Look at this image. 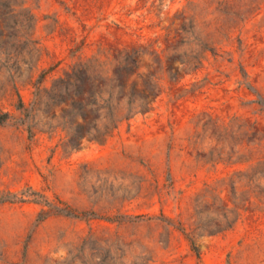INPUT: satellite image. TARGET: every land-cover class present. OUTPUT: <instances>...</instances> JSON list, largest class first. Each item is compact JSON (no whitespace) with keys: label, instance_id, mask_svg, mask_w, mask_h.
<instances>
[{"label":"rangeland","instance_id":"obj_1","mask_svg":"<svg viewBox=\"0 0 264 264\" xmlns=\"http://www.w3.org/2000/svg\"><path fill=\"white\" fill-rule=\"evenodd\" d=\"M26 4L36 23L19 35L35 42L0 21V264H56L84 241L83 264H264L249 179L264 161V0ZM119 50L141 53L133 78L160 96L75 148L89 127L62 119L54 82ZM224 216L238 220L220 232Z\"/></svg>","mask_w":264,"mask_h":264},{"label":"trees","instance_id":"obj_2","mask_svg":"<svg viewBox=\"0 0 264 264\" xmlns=\"http://www.w3.org/2000/svg\"><path fill=\"white\" fill-rule=\"evenodd\" d=\"M0 21L14 31L8 35L9 39L25 38L27 42H35L31 39L32 34L19 35V30L33 31L36 23L35 15L26 0H0ZM140 55L139 51L119 50L114 59H89L75 65L64 77L54 82L51 93L57 99L55 105H67L62 111V119L68 120L70 125H75L76 120L81 119L90 128L85 129L83 125L76 124L72 134L76 140L73 143L75 148L79 147L77 141L84 137L90 142L104 143L122 122L153 110L161 90L153 76L146 77L143 88L138 89V81L133 77H141L136 71ZM261 103L264 106V102ZM90 114L94 115V119L90 120ZM6 118L7 114L0 116V124ZM249 176L252 192L264 202V190L260 186V181H264V161L252 166ZM59 209L66 216L79 217L69 206ZM224 218L226 224L220 232L230 229L238 220H228L226 216ZM89 244L84 241L76 248V255L71 253L68 258L56 264H83L80 255L85 253Z\"/></svg>","mask_w":264,"mask_h":264}]
</instances>
